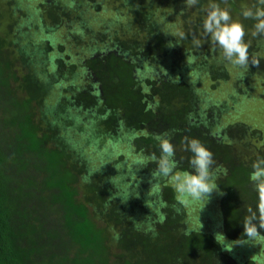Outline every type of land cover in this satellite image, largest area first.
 <instances>
[{
	"label": "trees",
	"instance_id": "trees-1",
	"mask_svg": "<svg viewBox=\"0 0 264 264\" xmlns=\"http://www.w3.org/2000/svg\"><path fill=\"white\" fill-rule=\"evenodd\" d=\"M217 2L245 25L250 55L264 49L241 15L256 0ZM208 3L0 0V264H258L237 250L264 133L227 117L239 92L205 89L233 66L202 36ZM163 134L178 172L191 171L186 137L213 152L217 231L185 214L170 179L151 189Z\"/></svg>",
	"mask_w": 264,
	"mask_h": 264
},
{
	"label": "clouds",
	"instance_id": "clouds-1",
	"mask_svg": "<svg viewBox=\"0 0 264 264\" xmlns=\"http://www.w3.org/2000/svg\"><path fill=\"white\" fill-rule=\"evenodd\" d=\"M184 3L185 8H192L199 3V0H184ZM224 3L226 4L227 0H224ZM203 10L206 15L203 20L202 36L210 42L213 49H220L221 61L239 69H248L250 65L259 66L261 57L250 55V46L245 39L248 35L246 27L240 20L233 18L230 8L222 7L217 0H209ZM241 15L245 20L255 21L252 37L264 36V0H256V3L250 7L242 8ZM193 43L198 48L202 46L201 40L195 34H193ZM190 83L194 82L190 81ZM155 139L160 154L151 158V162L156 164V169L151 175V189L156 186L154 182L170 179L177 194V202L184 207L196 201L208 202L214 191L220 192L214 154L198 138H185L183 150L191 153L188 161L191 171L183 172L176 171L178 167L176 147L167 134L157 135ZM136 163L140 167H146L148 162L138 160ZM251 169L249 182L257 194V203L255 208L251 205L244 207V239L239 244L252 243L264 238V156H258L252 162ZM82 179L86 183L91 182L90 176ZM218 234L221 233L216 234L219 242ZM227 250L231 249L227 248Z\"/></svg>",
	"mask_w": 264,
	"mask_h": 264
},
{
	"label": "rangeland",
	"instance_id": "rangeland-1",
	"mask_svg": "<svg viewBox=\"0 0 264 264\" xmlns=\"http://www.w3.org/2000/svg\"><path fill=\"white\" fill-rule=\"evenodd\" d=\"M105 15L106 14L103 12L98 16L102 18ZM43 34L44 35L39 36H45L47 32H43ZM57 34L63 37L64 46L66 47L69 45L68 48H70L71 38H68L70 37L68 29L60 28ZM50 35L52 34H47V37H44L48 43H50ZM55 36H53V38H56ZM253 55L261 57L259 66L250 65L248 69H239L235 66H231L228 68L231 72L229 81H222L212 86L213 89H216L215 87L219 85V89L214 91L211 89L210 83L206 81L205 89L207 92L211 93V95L218 97L233 95L236 91L239 92L240 94L237 97L235 96L236 98L234 99L236 103L238 102L236 106L237 110L227 117L233 118L234 120H241V122L248 124L252 128L259 129L264 133V49L257 51L256 54ZM250 70H253V72L250 73ZM243 74L244 77H242ZM84 79L86 80V78ZM90 81L94 82L95 80L91 78ZM220 202V193L214 191L208 202L206 200L196 201L184 207L185 214L190 217L196 214L199 215V217L204 215V219L198 223V226L201 224L200 228L204 225V229L208 228L217 231L218 226H221L222 223L219 210ZM253 242L254 243L250 245L249 243L245 244L242 248L240 245L239 248L241 249L237 251L246 255V251L248 250L246 257L253 256L258 260V264H264V241L256 240ZM251 245H255V247L251 249Z\"/></svg>",
	"mask_w": 264,
	"mask_h": 264
}]
</instances>
